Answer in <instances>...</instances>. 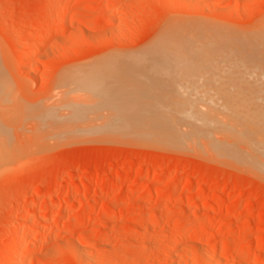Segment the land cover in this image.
<instances>
[{
    "label": "rangeland",
    "instance_id": "obj_1",
    "mask_svg": "<svg viewBox=\"0 0 264 264\" xmlns=\"http://www.w3.org/2000/svg\"><path fill=\"white\" fill-rule=\"evenodd\" d=\"M62 22L69 26L60 30ZM171 26L185 35L189 28L197 34L205 30L241 57L250 49L264 53L256 46L264 38V0H0V107L18 118L9 121L11 129L22 126L12 132L10 158L0 167V264L15 263L14 236L6 240V229L17 230L27 220L21 250L36 251L27 264H264L263 176L215 158L210 149L213 154L197 146L170 149L116 135L88 136L66 125L70 115H65L89 100L70 93V106L63 104L65 91L81 87L76 78L103 80L96 73L92 77L95 66L137 56ZM193 31L188 37L197 35L190 36ZM151 76L138 79L140 89L172 96L199 90L192 88L193 77V86L184 78L174 84L167 76L151 88L162 77ZM238 77L222 79L225 89L199 77L196 87L212 83L214 93L247 95L251 105L260 101V76ZM97 113L102 112L95 118ZM99 116V124L89 117L85 124L103 127L110 121L103 124ZM36 125L43 130L36 131ZM175 179L188 183L174 184ZM48 183L58 184V192ZM66 223L82 227L67 230ZM40 231L47 237L33 242Z\"/></svg>",
    "mask_w": 264,
    "mask_h": 264
},
{
    "label": "bare ground",
    "instance_id": "obj_2",
    "mask_svg": "<svg viewBox=\"0 0 264 264\" xmlns=\"http://www.w3.org/2000/svg\"><path fill=\"white\" fill-rule=\"evenodd\" d=\"M68 13L69 12L67 10H64L62 12V17L63 18L67 17ZM62 23H63V27L61 28L59 27L60 30L67 27L66 25H68L67 22L66 24L65 22ZM188 30H190V28L186 30L187 32L185 31V33H187L186 36L185 34H181L178 29L176 30L175 27L171 26L169 29L165 30V32L161 34L159 37L157 36L155 40L151 39L153 43L150 41L149 43L150 46L148 45L149 48L146 45L147 46L146 48L148 50H146V48L145 49L142 48L143 51L140 52L141 51L140 49L138 51L140 53H138L137 56L132 58L127 57L128 58L127 59L124 58L126 55L125 56L123 55L124 57L120 58L119 56L118 60L117 58L115 59V57H112L114 58L113 60H111L112 58H110V61H112L113 64L112 66L110 64L107 65V62L105 63L103 62L109 68L111 67L110 70L105 65L104 66L101 65V68L100 67L97 68L99 66L98 65L97 67L95 66V69L97 70L94 72L93 70L94 66H93L92 69L93 71L91 70V72H94L93 73L94 75L92 74L93 78L97 74L100 76V79L103 78L104 76H105L104 78L107 77V79L103 78V80H99L98 76H96L98 80L94 78L87 82L85 80L84 83L83 82L84 79L80 78L78 80L79 77L76 78L75 82H78V84L80 82L82 85H80L81 87H79L78 85L79 87L78 89L70 90L69 88L67 92L65 91L64 98H66V101H64L63 104L68 103L69 100L71 101L70 96L72 93L82 94V96L84 94L85 96L88 97L89 100L85 101L82 99L83 101L81 100V103L84 102V105L85 104L86 105L85 106L83 105L84 107L78 105L79 107H77V109L72 108L74 110H72L71 113L68 114V116H66L65 113L62 114L65 115V117H69L70 115V117L67 118V120L65 119L67 122L66 125L71 126L72 130L75 131L78 130V133L81 132L89 133L88 136L91 134L92 136L93 135L95 136L96 134L95 137H97V134L102 136L116 135V137L117 136L124 137V140L126 138V141L149 143L152 145H158L160 147L162 146L170 149L171 148L184 149V147L187 146L190 149L191 146L193 147L197 146L200 149L204 148L205 151L207 150V154L214 153L216 157L214 155H212V157L214 156L215 158L219 157L220 159H225L221 161H229L233 166L234 164L235 167L239 166L237 168L247 167L249 170L251 169L253 173L256 172V175L258 174L259 177L263 176L262 178H264V98H263L264 92H262L263 93L261 94L262 96L260 95L261 100L258 98L260 100L258 101L259 103L257 102L255 104L256 102L255 100L254 102H252L253 105H251L248 101L249 100L252 101L253 99L248 98L247 95L239 96L231 92H226L227 95L226 94L220 95L216 92L214 93L213 85L211 82H208V84L211 83V85L209 86L210 88L206 87L205 85L206 89L209 88V90L211 91L209 90L205 91L206 90L205 87H202L203 84L201 86L197 85L198 87H196V83L198 84V80H200L201 78H206V80L211 78L212 82L214 79L215 81L214 86L222 89L228 87L227 86L228 84L227 85L224 84L225 82H227V80H229L228 78L231 79L235 78L237 80L239 78L238 75L239 76L244 75V77L246 76V78L248 79H253L255 77L260 76L261 80L264 81V53L257 51L254 52L255 51L254 49H250L244 56L241 57L239 51H236V49L230 47L229 45L222 44L216 40H211L216 35H214L213 37L212 34L210 35L205 34L204 33L205 30L204 32H199L197 34L195 29H191L190 31L194 30L193 31L194 33L192 32L190 36L192 34H195V32L197 35H195L194 37L192 36L190 38L188 37L190 33V31L188 33ZM262 38L263 36L261 37V40L264 41V38L263 39ZM261 40L259 38V42L261 45L260 44L256 45L257 43H259L257 42V40H256L257 43H255L254 45L264 48V43ZM27 42L25 40L26 46L29 44V43L27 44ZM253 43L254 41H252L250 44L252 45ZM114 60L117 61L114 62ZM110 61L109 63H111ZM118 62H119L118 64L119 66L116 65ZM246 62L250 64H245ZM104 68H107L106 73L108 74L103 72L105 71ZM102 69L103 71H100ZM99 72L104 73V75L102 73H101L102 75L98 74ZM147 75L160 76V77L162 76L160 78L161 80H157V78L155 77L156 81H154L155 83L153 82L154 84L153 86L151 85V88L152 87L155 88L160 81L164 79L167 80L169 77H171L170 78V80L172 79L171 81L175 80L174 84L178 79L184 78L186 79V81H189L193 77L195 79V82L197 80V82L194 83V86L190 81L188 83L191 84V86H193L192 87L193 89L199 88V90L201 91L199 90L193 91L194 93L188 92L189 94L192 93L190 96L187 94L183 95V93H180V95L178 94V96L177 95L174 96L173 94L172 96V94L166 95L163 93H157L156 91H152L151 89H150L151 91H149V89L146 90L144 88L140 89L141 87H139L137 81H139L138 80L139 78L145 77ZM178 75L180 78L178 77ZM181 75L183 77H181ZM167 76L168 78H166ZM174 76H176L177 79L174 78ZM151 77L150 80L152 79L155 80V78H151ZM195 77H198V79ZM194 79H191V81H193ZM219 79H221L222 82L223 80H225V82L222 83ZM81 80L83 83L81 82ZM150 80L148 81L150 82ZM240 80L242 81V79ZM216 81L220 83H216ZM76 84L74 85L77 86ZM141 84L142 83H140V86ZM189 84L188 86H190ZM188 86L186 87V89H188ZM200 87L203 89H200ZM246 87L247 86H245V88ZM245 93H248V91ZM181 95H183V97ZM179 96L182 97L183 99L185 96L186 98L189 96L187 99L186 98L184 99V101L187 100L188 101L187 102L183 101L184 102L183 104V102H181L182 99H180ZM257 96H255L254 98L256 99ZM194 101H198L199 106L192 105L191 102ZM203 102L205 105L202 104ZM78 103H80V101ZM66 105L67 104H65L64 107ZM249 105H251V107ZM255 106L256 107L259 106V107L256 108ZM69 111L66 110L67 113H69ZM97 111H101L102 113H104L103 115L105 117L103 116L104 117L103 120L101 118L102 113H100L101 116H99L100 114L97 113V115L99 114L98 116L101 118L100 120L102 122L104 121L103 124H106L105 122L110 120L103 127L99 125H95L96 123L99 124L98 121H96L98 116L96 118L94 117L96 116L95 113ZM13 112L15 111L13 110ZM92 112L93 114H95L92 116L94 118L86 115V114L90 115ZM56 115L57 114H55V117ZM52 116L54 117V115ZM88 117L90 120L96 121L94 122L95 124H93L92 122H90L91 124L89 123L85 124V121L87 122ZM56 118L58 119V117ZM16 119L18 118L12 116L9 110H4L0 107V167L1 168L4 165V163L9 160L8 157L10 158V155H8L9 154L8 152L10 150L7 151V148H9V146L7 145H11L10 140L12 139L13 136L12 132L14 130L19 131V129L22 128V126H17L14 127V129L13 128L11 129L9 125V121L11 122V120L14 121ZM53 119L54 118H52V120ZM47 120L49 121V119L46 118V122L49 124L50 122H48ZM39 121H43V120L39 119ZM62 121L64 120H61V122ZM52 122L54 123V121ZM66 122L64 121L62 124ZM82 122H84L85 125L82 124L83 126H81L80 124ZM60 123L58 125H60ZM36 126L37 129L34 127L36 131L43 130L42 128L38 129V125ZM71 128H69V130ZM51 131H55V130H51ZM205 146L209 148L207 149L205 148ZM208 150L212 151L213 153L209 152ZM197 152H199V149ZM204 153L206 152H203V154ZM134 161H135L134 158L130 159V162H134ZM173 183L180 184V183H188V182L187 180H183V179H175ZM48 188L54 193H57L58 190L60 189L58 184L51 185V183H48ZM67 188H69V186ZM161 188H162L161 186H157L156 190L160 191ZM73 189L74 188H70L69 193H73L74 192ZM98 191L102 192V187H100ZM37 198H39V196H37ZM192 200L190 199L189 201L188 200L187 201L190 202ZM190 203L198 205L201 203V201L197 199ZM212 220H208L209 222L207 221V226L212 224L213 222ZM27 225H28V220L23 221L22 224H20L19 226L20 228L17 230L11 228L10 226H7L10 228L6 229L7 230L6 240L9 238L11 239L12 235L14 236L13 238L14 242L12 246L13 247L12 256L15 260L14 264H27L28 261H30V259L32 258L34 252H36L32 248L27 253L25 254L22 253L21 249L26 240L25 236L27 233L26 231L28 229ZM40 226L42 227L43 225L39 223V225H37V228L41 229ZM81 227H82V223H70L66 225L65 229L67 228V230H76V229L78 230V228ZM37 228L35 227V229ZM45 237L47 236L44 234V232L41 233L40 231V234H37L33 238V242L35 243L39 241L42 242L44 241ZM13 258H11L12 261ZM12 261L10 263H12Z\"/></svg>",
    "mask_w": 264,
    "mask_h": 264
}]
</instances>
